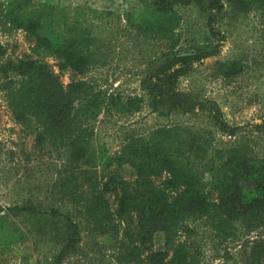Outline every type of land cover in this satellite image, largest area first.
Here are the masks:
<instances>
[{
  "label": "trees",
  "instance_id": "obj_1",
  "mask_svg": "<svg viewBox=\"0 0 264 264\" xmlns=\"http://www.w3.org/2000/svg\"><path fill=\"white\" fill-rule=\"evenodd\" d=\"M137 2L142 7L136 15L126 13L125 21L146 39L171 44L149 61L140 80L141 96L124 100L117 96L111 101L118 110L131 113L146 100L159 116L178 114L189 120L199 116L200 120L156 126L144 136L124 141L109 157L92 146L90 124L103 106L104 92L84 79L63 86L44 61L54 57L60 72L81 76L98 64L102 43L88 27L93 18H87L84 8L70 17L69 8L51 0L0 1L2 22L23 30L33 42V55L0 65V90L6 94L14 121L33 134L34 146L50 148L57 158L64 156L57 179L47 189V204L28 196L20 204L0 206V257L18 253L33 236L57 247L52 263L62 264L79 249L80 224L93 226L102 236L116 234V226L109 223L108 192L116 195L115 220L130 227L126 232L132 245L126 248L125 262L146 252V264H193L187 247L176 240L186 220L204 219L223 239L238 230L254 232L264 227V157L252 153L248 140L219 141L217 133L234 136L240 128L227 123L215 101L179 87L196 64L219 54L225 27L251 12L257 16L264 46V0ZM179 7L203 17L204 30L188 47L175 50L172 35L182 22ZM88 9L96 19H105L106 13ZM4 54L0 44V57ZM217 69L220 76L232 79L244 66L241 60L231 59L218 62ZM111 165L130 166L134 180L128 183L111 175L101 182L103 175L98 179L93 168ZM158 178L162 179L155 181ZM62 199L73 206V213L57 202ZM158 235L162 246L154 249ZM248 261L264 264V240L249 244Z\"/></svg>",
  "mask_w": 264,
  "mask_h": 264
},
{
  "label": "rangeland",
  "instance_id": "obj_2",
  "mask_svg": "<svg viewBox=\"0 0 264 264\" xmlns=\"http://www.w3.org/2000/svg\"><path fill=\"white\" fill-rule=\"evenodd\" d=\"M51 3L69 8L70 17L75 14L74 10L76 14L82 8L87 10L84 11L89 15L87 18H93L88 20V27L102 43L99 63L91 66L82 76L70 71L60 72L54 57L47 56L44 59L63 86L70 80L84 79L104 92L106 99L103 106L90 123L93 147L105 150L106 155L112 157L124 141L144 136L156 126L199 122V116L191 117L190 120L178 114L159 116L151 112L146 100L140 110L131 113L118 110L111 101L117 96L123 100L129 96H141L140 80L149 61L165 53L171 44L169 40L146 39L125 21L126 13L136 15L142 7L137 0H51ZM88 8L106 13L105 19H96ZM178 11L182 22L172 35L176 40L175 50L188 47L193 43L192 39L204 30L203 17L185 7H179ZM224 30L225 40L219 54L196 64L190 75L180 80L179 87L191 89L200 98L215 101L227 123L240 128L234 136L217 133L219 141L248 140L252 153L264 157V126L261 129L253 128L256 124L264 123V46L259 38L257 16L251 12L238 21L230 22ZM0 44L5 48L0 65L33 55V42L25 32L12 28L9 23L4 24L1 17ZM231 59L241 60L244 70L235 78H224L218 73L217 64ZM33 140V134L14 121L6 94L0 90L2 207L20 204L28 196L37 198L44 205L48 202L47 189L57 179L56 172L64 156L57 158L56 154L49 152L50 148H36ZM93 169L98 179L103 175L101 182L111 175L128 183L135 178L133 169L127 165H111L106 169L98 166ZM106 196L111 205L109 223L110 226H116L117 233L112 234L111 231L102 236L93 226L87 228V224H80L82 238L79 249L66 257L62 264H146V252L133 262L124 261L126 248L132 245L126 232L130 227L114 218L115 193L108 192ZM57 202L66 204L71 212L74 211L65 199ZM105 225L108 226L107 223ZM259 239L264 240V227L254 232L238 230L233 237L223 239L210 229L204 219L184 221L176 237L187 247L193 264H250L249 244ZM161 246V237L155 236L153 248L159 249ZM56 249L39 237L30 236L18 253L10 252L0 257V264H53L52 256Z\"/></svg>",
  "mask_w": 264,
  "mask_h": 264
}]
</instances>
